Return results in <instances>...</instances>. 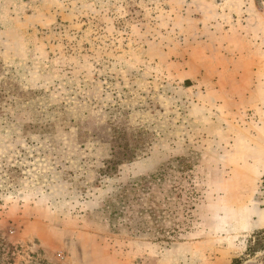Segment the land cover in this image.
Segmentation results:
<instances>
[{
  "label": "rangeland",
  "instance_id": "1",
  "mask_svg": "<svg viewBox=\"0 0 264 264\" xmlns=\"http://www.w3.org/2000/svg\"><path fill=\"white\" fill-rule=\"evenodd\" d=\"M0 264H264V0H0Z\"/></svg>",
  "mask_w": 264,
  "mask_h": 264
},
{
  "label": "crops",
  "instance_id": "2",
  "mask_svg": "<svg viewBox=\"0 0 264 264\" xmlns=\"http://www.w3.org/2000/svg\"><path fill=\"white\" fill-rule=\"evenodd\" d=\"M256 229H258V228H253V227H252L251 230H243L242 232H243V233H253V232H255V231H261V230H256Z\"/></svg>",
  "mask_w": 264,
  "mask_h": 264
},
{
  "label": "trees",
  "instance_id": "3",
  "mask_svg": "<svg viewBox=\"0 0 264 264\" xmlns=\"http://www.w3.org/2000/svg\"><path fill=\"white\" fill-rule=\"evenodd\" d=\"M114 168H111V172L113 171ZM113 173V172H112Z\"/></svg>",
  "mask_w": 264,
  "mask_h": 264
}]
</instances>
